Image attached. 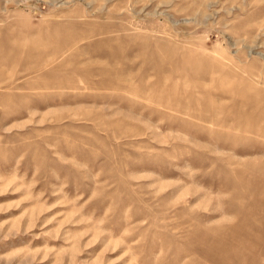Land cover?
I'll return each mask as SVG.
<instances>
[{
	"label": "rangeland",
	"instance_id": "374dc122",
	"mask_svg": "<svg viewBox=\"0 0 264 264\" xmlns=\"http://www.w3.org/2000/svg\"><path fill=\"white\" fill-rule=\"evenodd\" d=\"M0 264H264V0H0Z\"/></svg>",
	"mask_w": 264,
	"mask_h": 264
}]
</instances>
